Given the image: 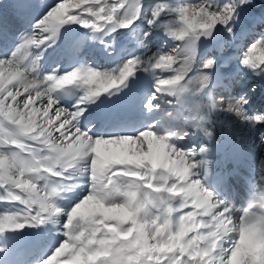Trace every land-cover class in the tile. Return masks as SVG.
Instances as JSON below:
<instances>
[{
	"label": "snow or ice",
	"instance_id": "snow-or-ice-1",
	"mask_svg": "<svg viewBox=\"0 0 264 264\" xmlns=\"http://www.w3.org/2000/svg\"><path fill=\"white\" fill-rule=\"evenodd\" d=\"M252 3L58 0L29 20L32 0H15L28 25L20 32L5 31L0 15V256L14 253L16 264H264V216L250 199L233 206L264 182L241 196L214 171L211 147H187L201 133L211 140L220 114L241 121L248 137L264 126L248 93L232 94L241 72L264 77V15L237 29ZM74 25L110 36L101 40L109 53L127 30L134 48L121 51L130 58L103 71L56 63L45 74L50 50L84 51ZM161 34L176 42L171 52L153 51ZM139 73L150 79L138 93L142 108L132 98ZM66 85L83 89L71 108L60 103ZM107 101L127 103L91 115Z\"/></svg>",
	"mask_w": 264,
	"mask_h": 264
},
{
	"label": "bare ground",
	"instance_id": "bare-ground-1",
	"mask_svg": "<svg viewBox=\"0 0 264 264\" xmlns=\"http://www.w3.org/2000/svg\"><path fill=\"white\" fill-rule=\"evenodd\" d=\"M55 1H58V0H51V2H48L47 4H52ZM258 1H259L260 4H263L264 3V1H260V0H258ZM40 3H41V1H38L37 7H39ZM8 5L9 4L6 3V5L3 6V7L8 8ZM255 7H256V5L252 8V9H255V11L254 10L251 11V13L254 14V18H257L260 15H264V8L262 9L263 10L262 13L259 15L260 10L258 11L257 10V7L256 8ZM244 8L246 10L247 8H249V5L244 6ZM41 11H43V9H41ZM5 12H6V10H4L3 12H2V10H0V15H2V13H5ZM39 13H37V11H36L35 4H32V12L30 13V16L31 17H35ZM17 19L19 20L21 26H19V24L17 23ZM27 19L31 20L32 18H27ZM239 20H240V22L241 21H243V22L246 21L247 22L244 26H249L251 23H253L252 21H250L248 23V21L244 18V16H241L240 11H239ZM138 24L142 25L143 27L146 26L142 22H139V21H138ZM7 25L10 27V31H7V32H13V31L20 32V31H23L25 28L28 27V25H27L26 22H22L21 21V19L19 18L17 12L15 13V10H14V14L4 15L3 16L2 26L5 29V31L7 29ZM13 25H15L16 29H13L12 28ZM238 25H239V23H238ZM75 26L77 27V31H79V30L83 31L80 37L84 38L85 43H86V47L84 48V51L87 48H89L91 45L95 44V41L98 38H100V37H98L99 36L98 33L88 32L86 29L80 28L79 25H75ZM238 29H239V27H238ZM122 31H124V30H122ZM93 36H95L96 38L93 39L92 38ZM225 36H226V34H225ZM101 37H104L105 38L104 33H101ZM118 38H123L122 39L123 40V43L126 42L127 45H132L128 41V35L127 34L120 35V36H118ZM154 39L157 40V43H159L162 40V34L160 36L155 37ZM168 42L169 43H174V44L176 43V42H172V41H168ZM245 48H246V46H245ZM50 52H51L50 58H52V57L58 58V57L61 56L60 48L56 49L55 51L50 50ZM82 53H80V54H82ZM94 54L97 55V52L96 53L95 52H90L89 55L86 58H89V57H91ZM198 56H199V54H198ZM199 60H200L201 63L205 62V58H203V57L200 58ZM106 63H108V61H106ZM49 64L50 63L47 62L44 65V67H46ZM98 70L103 71L104 68H99ZM251 77H254V78L258 79V76L253 75V74H251ZM263 81H264V77H262V79L259 81V84H261V82H263ZM98 86L99 85H94V87H98ZM259 93L260 92H257L256 94H259ZM261 96H264V88H262V94H261ZM262 100L263 99H260L258 101H254L253 105H255V104L258 105L260 102H262ZM202 103H205V102L203 101ZM253 105L251 106V108H254ZM35 106L36 107H40V104H39L38 101H37V103H36ZM226 106H227V104H225V107ZM249 111H250V109H249ZM260 114H264V112L263 113H260ZM227 118L228 117H226L223 114L218 115V119H217L216 123L211 128L212 132H214V134H215V139H217V138H219L220 140L222 139V135H220V131L221 130H223L222 133H224L225 131H229L231 133V136H232V144H234V146H238L240 149L243 150V156H242V158L240 160V164H243L244 167L241 168V169H245V170L249 171V174H250L251 178H255V180L257 178L258 179L259 178L262 179L264 177V146H262V144H256V143L259 142L258 140H256V136H258V134L260 133V130H258L256 132V134H255L256 136L248 137L246 135V131H245V129H244L243 124H242L241 121H239L235 117H232L231 119H229V118L227 119ZM57 135H58V133H57ZM203 136L204 135L201 133L199 136H197L195 138H190L189 139V142L197 141L198 139H200ZM259 138H260V136H259ZM221 159L223 160V163H225V166H222V167H224V169H227L226 171H231L233 166L230 165V156H229L228 150L226 151V155H223ZM261 172L263 173L262 177H260ZM244 176H245V174L242 173L240 171V169H238L232 175L231 180L234 181L235 179L240 178V177H243V179L246 180ZM249 184H251V185L254 186V184L251 181H246L245 182V185H244V183H241L239 186H237L233 182L232 189L235 192L241 194V196H243L244 194H242L239 189H242V191L244 193L246 186L249 185ZM251 199L256 200L255 194L252 197H250V200ZM248 200H249L248 198L241 199L238 196V197H236V198L233 199V206L237 210H240L242 208V206H245L247 204ZM62 204H64L66 207H68V200L65 203H62ZM23 231L26 232V233L31 234V233L36 232L37 229H29V228H26Z\"/></svg>",
	"mask_w": 264,
	"mask_h": 264
},
{
	"label": "rangeland",
	"instance_id": "rangeland-1",
	"mask_svg": "<svg viewBox=\"0 0 264 264\" xmlns=\"http://www.w3.org/2000/svg\"><path fill=\"white\" fill-rule=\"evenodd\" d=\"M255 1V2H254ZM257 1V2H256ZM260 1H264V0H260ZM186 2H188V3H192V4H195V3H199V2H202V0H198V1H196V0H189V1H186ZM6 3L7 4H9L8 5V8H6V7H3V6H5L6 5ZM259 3V1L258 0H253V3L251 4V6L249 5V7H250V9H248V10H250V11H255V9H252L255 5H256V7H257V10L259 11L260 10V14L262 13V9L264 8V3L263 4H258ZM0 10H2V12L4 11V10H6V12L5 13H2V16H4V15H10V14H14V10H15V12H17L16 11V9L13 7V4H12V2L10 1V0H0ZM261 5V6H260ZM263 5V6H262ZM255 7V8H256ZM246 8V7H245ZM245 8L243 7V8H241L240 9V13H241V16H244V18L249 22L250 21V19H249V17H247V9L245 10ZM252 9V10H251ZM250 11H248V12H250ZM17 23L19 24V26H21L20 25V22H19V20L17 19ZM238 23H239V25H238ZM245 23H246V21H241L240 22V20L238 19V21H237V29H238V27H239V29L240 28H242L244 25H245ZM13 29H16V27H15V25H13V27H12ZM258 30H260V31H262V30H264V28H262L261 27V25H259V28H257ZM6 31H10V27L7 25V29H6ZM224 35V37L225 38H227L226 36H225V34H223ZM250 47V46H249ZM248 48V47H247ZM215 54V52H213V53H211V55H209V57L208 58H214L213 57V55ZM257 55H260L259 54V52L257 53ZM206 62V61H205ZM248 80V77H246L245 75L244 76H242L241 78H239V80H238V82L234 85V87H233V89H232V94L234 95V96H237L238 98H239V95L240 94H243V93H248V95H249V105L248 106H250L251 104H252V101L255 99V94H256V92L254 91V92H252V90L255 88V84L253 85L254 86V88L252 89V90H250V91H246L245 89H243L244 87H245V85H246V81ZM242 91V92H241ZM251 93H252V95H251ZM251 95V96H250ZM219 97H222V96H219ZM256 106V104L255 105H253V107H255ZM251 114H253V110H250L249 111ZM264 112V111H263ZM228 119V118H227ZM259 135H261V134H258V136H256V140H258L259 142H258V144H262V146H264V142H262L261 141V139L259 138ZM256 143V142H255Z\"/></svg>",
	"mask_w": 264,
	"mask_h": 264
},
{
	"label": "clouds",
	"instance_id": "clouds-1",
	"mask_svg": "<svg viewBox=\"0 0 264 264\" xmlns=\"http://www.w3.org/2000/svg\"><path fill=\"white\" fill-rule=\"evenodd\" d=\"M252 210L257 212L259 215L264 216V205H260L258 207L254 205Z\"/></svg>",
	"mask_w": 264,
	"mask_h": 264
}]
</instances>
